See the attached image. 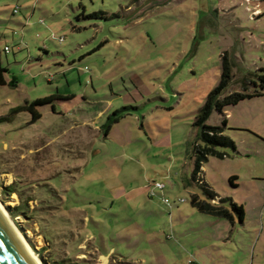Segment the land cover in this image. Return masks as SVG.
Returning a JSON list of instances; mask_svg holds the SVG:
<instances>
[{
  "label": "rangeland",
  "instance_id": "1",
  "mask_svg": "<svg viewBox=\"0 0 264 264\" xmlns=\"http://www.w3.org/2000/svg\"><path fill=\"white\" fill-rule=\"evenodd\" d=\"M224 52L223 95L261 90L264 0H0L15 79L0 85V203L40 262L264 264V89L206 120L226 118L235 147L198 176L242 221L190 202L194 120ZM51 94L35 121L12 112Z\"/></svg>",
  "mask_w": 264,
  "mask_h": 264
},
{
  "label": "trees",
  "instance_id": "2",
  "mask_svg": "<svg viewBox=\"0 0 264 264\" xmlns=\"http://www.w3.org/2000/svg\"><path fill=\"white\" fill-rule=\"evenodd\" d=\"M5 50V49H4ZM221 60V71L219 82L210 90L203 102L202 106L198 110V113L195 116L194 125L198 127L197 137L193 146V169H192V179L197 180L198 183L202 185V195L200 193H193L190 196V202L192 205L197 207L201 213L216 215L217 217L227 218L230 221L234 222L235 217L241 222L243 219L244 208L242 205H238L234 201L230 202V206L227 207L223 204V198H217V192L212 190L207 184L201 181L199 177V172L201 171V165L204 160H206L209 154H218L223 156L224 153L219 152L217 147L226 148V147H235L234 141L228 136L223 134L224 127L226 126V118L221 120V124H207L206 120L208 116L212 113L213 110H217L220 113H223L225 107L230 104H235L241 99L254 97L261 94V90L264 89V68L259 69V73H254L256 79L251 78V83L254 86H257L261 90H254L252 92H246L245 86H242L243 91H233L226 95H223V92L228 84L231 81V66L232 63L228 59L227 52H224L220 55ZM7 71V68L0 65V85L10 84L15 85V79H6L4 72ZM223 95V96H222ZM60 97L58 94H51L44 97H37L29 102H26L22 105H18L12 109V112H17L19 110L25 109L31 113L32 121H35L40 117V112L37 110L38 104H47L51 103L55 97ZM54 108L53 104L51 105ZM237 176L232 175L229 177L228 181L231 185L236 186L234 180ZM8 190V189H7ZM5 190H1L0 194L2 198L5 197ZM150 196V195H149ZM215 197L217 199H215ZM217 200V201H216ZM12 214V213H11ZM40 255V252H38ZM41 258V256H39ZM42 264H48L45 259L41 258ZM50 264H72L69 260L64 261H55Z\"/></svg>",
  "mask_w": 264,
  "mask_h": 264
},
{
  "label": "water",
  "instance_id": "3",
  "mask_svg": "<svg viewBox=\"0 0 264 264\" xmlns=\"http://www.w3.org/2000/svg\"><path fill=\"white\" fill-rule=\"evenodd\" d=\"M0 264H38L1 212Z\"/></svg>",
  "mask_w": 264,
  "mask_h": 264
},
{
  "label": "bare ground",
  "instance_id": "4",
  "mask_svg": "<svg viewBox=\"0 0 264 264\" xmlns=\"http://www.w3.org/2000/svg\"><path fill=\"white\" fill-rule=\"evenodd\" d=\"M0 212L4 215V217L7 220V223L9 224L10 227H12L17 235L20 237V240L22 241V244L28 249V251L33 255V257L36 259L38 264H42L40 262L39 258L37 257L38 254L28 245V243L24 240L25 238L22 236V234L19 232V230L16 228L14 225V222L11 220L9 215L7 214L6 210L4 209L3 205L0 203Z\"/></svg>",
  "mask_w": 264,
  "mask_h": 264
},
{
  "label": "crops",
  "instance_id": "5",
  "mask_svg": "<svg viewBox=\"0 0 264 264\" xmlns=\"http://www.w3.org/2000/svg\"><path fill=\"white\" fill-rule=\"evenodd\" d=\"M113 251H106V252H99V258H103L104 259V261H103V264H109L112 260H111V258L113 257V253H112Z\"/></svg>",
  "mask_w": 264,
  "mask_h": 264
},
{
  "label": "built area",
  "instance_id": "6",
  "mask_svg": "<svg viewBox=\"0 0 264 264\" xmlns=\"http://www.w3.org/2000/svg\"><path fill=\"white\" fill-rule=\"evenodd\" d=\"M15 11H17V8H15L13 12H15ZM40 20H42V19H40ZM4 49H5V51H7V50H8V46L5 45V46H4ZM155 186H156L157 188L162 189L164 185H163L162 183H156ZM151 194H152V193H150L149 195H151ZM182 199H183V198H181L180 200H182ZM164 200L166 201L167 198H164ZM186 264H196V263L193 261V259H189V260H187V263H186Z\"/></svg>",
  "mask_w": 264,
  "mask_h": 264
}]
</instances>
